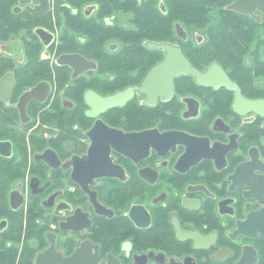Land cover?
Segmentation results:
<instances>
[{
  "label": "flooded vegetation",
  "instance_id": "obj_1",
  "mask_svg": "<svg viewBox=\"0 0 264 264\" xmlns=\"http://www.w3.org/2000/svg\"><path fill=\"white\" fill-rule=\"evenodd\" d=\"M0 264H264V0H4Z\"/></svg>",
  "mask_w": 264,
  "mask_h": 264
},
{
  "label": "water",
  "instance_id": "obj_2",
  "mask_svg": "<svg viewBox=\"0 0 264 264\" xmlns=\"http://www.w3.org/2000/svg\"><path fill=\"white\" fill-rule=\"evenodd\" d=\"M165 43L159 44L160 46H164ZM169 51H171L169 49ZM169 68V73L172 75L174 73H180L181 71L183 72H190L194 74L197 78L198 81L203 82V73L194 67H192L187 61L185 62L184 60L181 61V63L176 67L172 68L171 66H168ZM157 71H162V67L156 68L150 76L154 75Z\"/></svg>",
  "mask_w": 264,
  "mask_h": 264
},
{
  "label": "trees",
  "instance_id": "obj_3",
  "mask_svg": "<svg viewBox=\"0 0 264 264\" xmlns=\"http://www.w3.org/2000/svg\"><path fill=\"white\" fill-rule=\"evenodd\" d=\"M4 2V0H0V4H2ZM160 23H158L160 26H162L163 24V20L159 19ZM226 40H229V38H227Z\"/></svg>",
  "mask_w": 264,
  "mask_h": 264
}]
</instances>
